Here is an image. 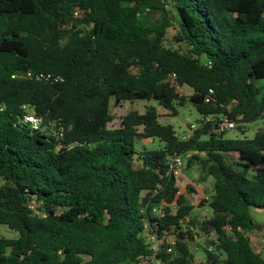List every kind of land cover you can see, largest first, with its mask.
I'll return each mask as SVG.
<instances>
[{
  "label": "trees",
  "instance_id": "trees-1",
  "mask_svg": "<svg viewBox=\"0 0 264 264\" xmlns=\"http://www.w3.org/2000/svg\"><path fill=\"white\" fill-rule=\"evenodd\" d=\"M111 97L157 105L109 127ZM187 102L200 119L179 135L159 119ZM223 115L264 116V0H0V223L17 232L0 264H192V231L213 244L198 264H264L247 233L264 229V127L226 137ZM148 137L162 146L136 147ZM174 154L212 177L210 214H192Z\"/></svg>",
  "mask_w": 264,
  "mask_h": 264
},
{
  "label": "rangeland",
  "instance_id": "rangeland-1",
  "mask_svg": "<svg viewBox=\"0 0 264 264\" xmlns=\"http://www.w3.org/2000/svg\"><path fill=\"white\" fill-rule=\"evenodd\" d=\"M176 31L175 27H168V36L170 37L172 34H174ZM178 90L183 93L187 94L191 91L190 87L187 85H180L178 86ZM149 104H155L157 105L156 101L154 99H143V98H135V99H124V100H116L114 98H110L109 101V109L110 113L112 114V119L108 121L109 127H116L120 124L121 116L125 113H127L130 110H136L138 112H142L145 110V107ZM178 115L177 116H171V117H161L159 120L162 122H169L171 123L176 132L179 135H183L189 132L191 127H194L198 124V121L200 119V113L197 111V109L190 103L187 102L184 105H180L178 107ZM264 127V116L256 118L254 120L246 122L245 129L241 130L237 127L229 128L225 132L226 137H252L255 132ZM138 129H141L139 126ZM135 145L137 148H143V147H151V148H157L162 146V141H160L157 137L154 138H141V139H135ZM183 165L185 164V158L183 157ZM194 169V170H193ZM191 175L194 178H191ZM198 175L199 172L197 170L196 164L192 165V168L190 169H184L182 168V172L179 176V184L181 191H184L187 197V201L190 204H193L192 208V214H196L198 212L205 213V211L208 210V214H210V209L207 205L201 206L200 200L203 197L204 194H210L211 189V183H212V177L208 176L205 180H202L201 184L200 181H198ZM185 182V183H184ZM197 182V183H196ZM186 184H190L192 189H188L186 187ZM194 184H196L198 193L195 192ZM183 189V190H182ZM250 212L254 220L258 222L264 223V208H255L251 207ZM194 233L193 238H188V243L191 249L194 252L193 260L191 261L192 264H198L200 261H202L205 258V247H206V239L204 238L203 233H196V231H192ZM0 235L6 236V237H15L17 235V232L8 227L4 223H0ZM249 236L251 243L259 248L258 239L262 236H264V229L260 231H249ZM213 237V234L211 235Z\"/></svg>",
  "mask_w": 264,
  "mask_h": 264
},
{
  "label": "built area",
  "instance_id": "built-area-1",
  "mask_svg": "<svg viewBox=\"0 0 264 264\" xmlns=\"http://www.w3.org/2000/svg\"><path fill=\"white\" fill-rule=\"evenodd\" d=\"M27 74L30 75L31 74L30 71H28ZM48 75L49 74H47V76ZM41 76H44V74H42V73L36 74V77H41ZM176 85H177V87L180 86L177 83H176ZM23 108H24L25 112L23 113L22 120L25 121V122H28L34 128L38 127L40 122H41L42 116L37 114V113H35V111L32 110V108L29 105H27V104H23ZM218 124L221 127H225V128L234 127V121L230 120L226 115L220 116L218 118ZM191 128H193V127H191ZM168 163H169V171L172 172L176 176H180V174L182 172V168H183L182 155L174 154V155L170 156ZM202 198H208V194H204ZM153 210L157 214L158 213H160V214L162 213V207L161 206H155V207H153ZM237 228L240 229V226H237ZM247 233L249 234V231ZM167 239L172 241V237L171 236H169ZM161 240L162 239L159 238V237H155L154 235H150L148 237V241L150 243V247L152 249V252H151V254H148V255H145V256H141L139 258L138 263H144L150 257L153 258V256H154L153 254L159 248ZM256 243H259L260 246H259V248H257V247H255L256 245L254 246L252 244L254 249L256 251L260 252L262 255H264V236L260 237L258 239V242H256ZM207 248L208 249H212L213 248V244L208 243ZM135 263H133V264H135Z\"/></svg>",
  "mask_w": 264,
  "mask_h": 264
},
{
  "label": "crops",
  "instance_id": "crops-1",
  "mask_svg": "<svg viewBox=\"0 0 264 264\" xmlns=\"http://www.w3.org/2000/svg\"><path fill=\"white\" fill-rule=\"evenodd\" d=\"M194 170V169H193ZM191 178H194L192 175H191ZM201 182V181H200ZM185 183V182H184ZM197 183V182H196ZM201 184H203L202 182H201ZM190 185V184H189ZM195 186H193L194 187V190H195V192L196 193H198V191H197V187H196V184H194ZM183 190V189H182ZM262 230V229H261ZM256 231V230H255ZM257 231H260V230H257Z\"/></svg>",
  "mask_w": 264,
  "mask_h": 264
},
{
  "label": "water",
  "instance_id": "water-1",
  "mask_svg": "<svg viewBox=\"0 0 264 264\" xmlns=\"http://www.w3.org/2000/svg\"><path fill=\"white\" fill-rule=\"evenodd\" d=\"M206 212V211H205Z\"/></svg>",
  "mask_w": 264,
  "mask_h": 264
}]
</instances>
